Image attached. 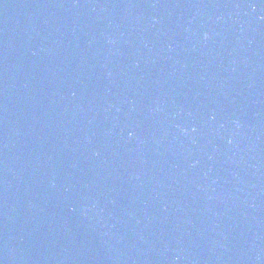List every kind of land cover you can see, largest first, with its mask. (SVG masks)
Returning a JSON list of instances; mask_svg holds the SVG:
<instances>
[{"label": "water", "instance_id": "water-1", "mask_svg": "<svg viewBox=\"0 0 264 264\" xmlns=\"http://www.w3.org/2000/svg\"><path fill=\"white\" fill-rule=\"evenodd\" d=\"M0 264H264V0H0Z\"/></svg>", "mask_w": 264, "mask_h": 264}]
</instances>
